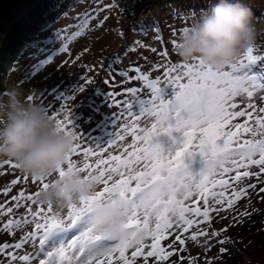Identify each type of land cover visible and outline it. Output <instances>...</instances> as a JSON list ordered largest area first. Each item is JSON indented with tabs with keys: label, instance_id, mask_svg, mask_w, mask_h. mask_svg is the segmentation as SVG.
Masks as SVG:
<instances>
[{
	"label": "snow or ice",
	"instance_id": "obj_1",
	"mask_svg": "<svg viewBox=\"0 0 264 264\" xmlns=\"http://www.w3.org/2000/svg\"><path fill=\"white\" fill-rule=\"evenodd\" d=\"M116 6H101L100 0H95V7L84 14V28L90 27L92 20H98L95 27H102L109 16L99 20V14ZM140 33L144 30L140 29ZM176 33L172 28L173 37ZM74 35H83V28ZM119 35L123 38L125 32ZM156 39L160 41L159 36ZM171 42L175 47L176 40ZM258 45L220 72L199 59L195 64L156 62L145 71L139 61L147 64L148 57L142 53L127 67H118L139 49L156 53L164 60L170 56L167 50L157 52L156 47L141 40L122 46L123 52L116 53L107 65L99 61L98 70L88 66L95 76L107 73L102 77L109 89L107 100L110 108L118 111L112 112V131L106 140L97 141L76 132L75 148L58 176L63 177L66 171L79 173L103 187L79 205L62 210L48 205L46 210H34L32 205L37 203L40 191L26 194L21 187L16 195L9 194L29 180L34 185L41 183L42 189L55 180L45 182V178L37 181L15 175L0 187V194L6 198L0 202V233L15 237L17 231L30 224H34V230L15 242H0V264H138V258H142V264H150V260L151 264H199L197 257L188 255L187 241L202 246L205 253L214 249L218 252L210 257L201 253L203 264H223L233 255L230 246L242 242L230 236V230L241 227L261 211L252 205L253 196L264 201V195H260L264 194V106L257 104V100L264 102V95H258L264 93V54H254L264 52V44L258 41ZM62 51L68 52V46ZM257 66L260 70L254 71ZM153 72L161 75L153 78ZM95 76L82 75L79 90L94 84ZM40 96L46 99L44 94ZM51 96L45 111L61 129L75 130L68 106L72 97ZM240 97L245 98L243 105L235 102ZM27 99L33 101L34 96ZM57 101L60 107L54 109ZM244 117L243 123L232 122ZM128 137L132 143L125 146L123 142ZM121 147L125 158L110 153V149ZM105 153H109L108 159L103 158ZM80 157L82 163L77 162ZM92 158L95 159L90 163ZM197 164L198 169L194 168ZM134 165H142L143 170ZM4 166H10L13 172L18 169L5 160L0 165V177L10 174ZM115 195L124 199L130 213L128 231L119 239L104 238L88 228V220L94 204ZM21 208L25 215L12 218L14 210ZM219 222L224 223L215 228ZM37 240L38 252L18 254L29 242L35 247ZM49 245L52 250H47ZM129 249L130 256L126 255ZM113 254H118L115 259Z\"/></svg>",
	"mask_w": 264,
	"mask_h": 264
},
{
	"label": "rangeland",
	"instance_id": "obj_2",
	"mask_svg": "<svg viewBox=\"0 0 264 264\" xmlns=\"http://www.w3.org/2000/svg\"><path fill=\"white\" fill-rule=\"evenodd\" d=\"M214 2L215 0H185L165 7L155 6L150 12L130 19L123 11L124 0H100L101 6L104 4H117V6L112 8L111 11L99 14V20H102L105 15L109 16L102 27H95L98 20H92L90 27L84 28V14L95 7V0H73L71 5L56 20L46 24L42 31L20 51L17 60L6 75L5 90L1 96L6 94L8 88L16 87L22 89L26 97L33 95V101L39 103L45 109L48 102L53 99L52 94L71 96L72 100L68 101V106L71 108V119L73 120L76 132L90 136L97 141H104L112 131V112H117L118 109H111L107 100L106 91L109 89L103 84L102 80V77L106 76L107 73L101 72L99 76H95L94 72L88 71V66H96L98 70L99 61L103 60V63L107 65L109 59L116 53L123 52L122 46L131 44L136 40H141L152 47H156L157 52L167 50L170 56L167 60H164L156 53L139 49L137 53H130L129 57L124 58L122 64L118 65V67H127L129 61L136 60L137 55L141 53L148 57L147 64L143 60L139 61L140 64L144 65L145 71L156 62L169 64L171 62H182L184 64L198 63L195 59L187 63L179 59L175 55V47L171 41L172 39L177 41L180 33L184 32V29L188 30L200 14L204 10L209 9ZM247 2L257 18L256 23L259 36L255 47H258V41L259 44H264V38H261V33L264 32V0H247ZM82 28L83 35H74V33L79 32ZM157 28L160 29L159 32H156ZM172 28L177 30L175 37L171 34ZM65 29L67 30L66 32L62 31ZM133 29L136 31H133ZM140 29L144 30L143 34L140 33ZM120 31L125 32L123 38L119 35ZM157 36L160 37V41H163V43L156 39ZM165 36H169V39L168 37L165 38ZM170 38L171 41H168ZM65 45L68 46V52L62 51ZM85 49H88V51H85ZM254 54L260 55L264 54V52L256 51ZM77 57L80 58L77 59ZM66 61L67 63H65ZM225 70H228V66L222 71ZM259 70L260 67L258 66L254 69V71ZM161 72H153L152 77L155 78L156 75H161ZM82 75L95 76V82L92 85H86V88L80 91L81 83H83L81 81ZM116 79L119 81L120 77ZM128 86L131 87L133 85ZM136 86H139V82H136ZM113 90L119 92L120 88ZM40 94H44L46 99L42 98ZM258 95H264V93ZM235 102L243 105L245 98H236ZM60 103L57 101L54 109H58ZM257 104L258 106H264V102L259 100H257ZM245 119L246 117L234 118L232 122L243 123ZM225 130H227V126ZM243 137L250 138L249 134H243ZM123 143L125 146L131 144V137H128ZM110 153L122 155L123 148L110 149ZM108 156L109 153H105L103 158L108 159ZM122 158L125 157L122 155ZM94 159H90L89 162L92 163ZM82 161L83 157L77 160L78 163H82ZM0 165H3V161H0ZM4 167L9 169L10 174L0 177V187L6 186L14 179L15 175H26L18 169L13 172L10 166ZM134 167H137L138 170H143L142 165H134ZM194 168L198 169L199 165H194ZM56 178H46L45 182H52ZM133 186H135V181H133ZM21 187L25 189L26 194L42 190L41 183L38 182L34 185L29 180L28 183L16 186L9 195H16ZM102 187L103 185H98V190ZM5 199L0 194V202H3ZM35 199L37 203L32 205L33 209L43 207L46 210L47 206L40 204L38 198ZM252 205L261 211L254 214L249 222L241 227L233 228L229 232V235L234 239L245 243L244 248H247L251 256L249 254V256H246L245 249L243 250L240 244H236L235 246H230L232 247L233 255L228 257L223 264H235L236 259H234V262H230L232 257L239 258V264H257L259 261L261 262L260 264H264V214H262L264 213V201H260L253 196ZM190 206L195 207L196 205L192 204ZM24 215L25 209H16L12 218L19 219ZM228 215H231V213ZM8 218L4 217L3 219L6 220ZM222 223L224 222L216 223L214 225L215 228H220ZM152 226L154 227V224ZM32 230H34V224L27 225L22 231H17L15 237L0 233V242H15L22 235ZM146 242L150 243L151 241L149 239ZM163 244L166 245L167 241L163 242ZM187 247L189 249L188 255L197 257L199 264H203L204 256L201 253H205V249L202 246L193 244L191 241H187ZM38 250L39 242L37 240L35 247L29 242L24 249L18 251V254H34ZM47 250H52L50 245ZM213 251L211 253L207 252L205 255L209 257L216 256L218 252L215 249ZM130 253L131 249H129L126 255L130 256ZM117 255L113 254V258L115 259ZM241 257H243L242 260L244 262H241ZM40 258L44 257L41 255ZM34 264H38V261L34 262ZM138 264H142V258H138Z\"/></svg>",
	"mask_w": 264,
	"mask_h": 264
},
{
	"label": "clouds",
	"instance_id": "obj_3",
	"mask_svg": "<svg viewBox=\"0 0 264 264\" xmlns=\"http://www.w3.org/2000/svg\"><path fill=\"white\" fill-rule=\"evenodd\" d=\"M256 21L247 0H215L180 33L175 55L186 63L199 59L220 72L256 46ZM76 143V131L61 129L22 89L11 87L0 96V161L13 162L20 172L37 181L57 177L40 191V204L62 210L88 201L98 191L95 180H85L79 173L66 171L63 177L58 176ZM129 221L124 199L115 195L93 205L88 228L104 238L119 239L128 231Z\"/></svg>",
	"mask_w": 264,
	"mask_h": 264
},
{
	"label": "trees",
	"instance_id": "obj_4",
	"mask_svg": "<svg viewBox=\"0 0 264 264\" xmlns=\"http://www.w3.org/2000/svg\"><path fill=\"white\" fill-rule=\"evenodd\" d=\"M73 0H0V96L5 90L6 75L20 51L37 36L44 26L56 20ZM123 11L132 19L148 13L155 6H169L185 0H124ZM259 67V66H258ZM240 241V240H238ZM244 243V242H241ZM244 250V244H241ZM246 250V251H245ZM246 256H251L247 248ZM249 254V255H248ZM235 264H239V258ZM241 257V262H244ZM261 262L259 261L260 264Z\"/></svg>",
	"mask_w": 264,
	"mask_h": 264
},
{
	"label": "bare ground",
	"instance_id": "obj_5",
	"mask_svg": "<svg viewBox=\"0 0 264 264\" xmlns=\"http://www.w3.org/2000/svg\"><path fill=\"white\" fill-rule=\"evenodd\" d=\"M164 32H165V31H164ZM171 32H172V31H171ZM167 35H168V34H167ZM166 37H168V39H169V36H165V38H166ZM168 41H171V38H170V40H168ZM213 252H214V251H213ZM216 252H217V251H216ZM216 252H215V253H216ZM210 253H211V252H210ZM217 254H218V253H217ZM217 254H216V255H217Z\"/></svg>",
	"mask_w": 264,
	"mask_h": 264
}]
</instances>
